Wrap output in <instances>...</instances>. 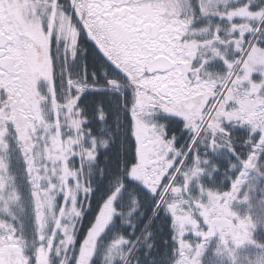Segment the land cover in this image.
I'll return each mask as SVG.
<instances>
[{
  "label": "snow or ice",
  "instance_id": "1",
  "mask_svg": "<svg viewBox=\"0 0 264 264\" xmlns=\"http://www.w3.org/2000/svg\"><path fill=\"white\" fill-rule=\"evenodd\" d=\"M0 264H264V0H0Z\"/></svg>",
  "mask_w": 264,
  "mask_h": 264
},
{
  "label": "flooded vegetation",
  "instance_id": "2",
  "mask_svg": "<svg viewBox=\"0 0 264 264\" xmlns=\"http://www.w3.org/2000/svg\"><path fill=\"white\" fill-rule=\"evenodd\" d=\"M89 43H92V42L89 41ZM83 55H84V57H85L86 59L89 60V63L92 62L93 53H92L91 49H89V51H88V52H85Z\"/></svg>",
  "mask_w": 264,
  "mask_h": 264
},
{
  "label": "trees",
  "instance_id": "3",
  "mask_svg": "<svg viewBox=\"0 0 264 264\" xmlns=\"http://www.w3.org/2000/svg\"><path fill=\"white\" fill-rule=\"evenodd\" d=\"M91 63V62H90Z\"/></svg>",
  "mask_w": 264,
  "mask_h": 264
}]
</instances>
